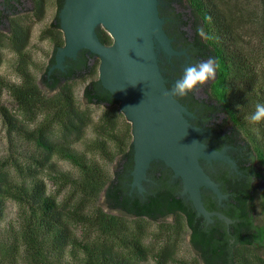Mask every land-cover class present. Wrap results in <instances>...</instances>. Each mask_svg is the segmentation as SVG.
I'll return each instance as SVG.
<instances>
[{
	"label": "trees",
	"instance_id": "1",
	"mask_svg": "<svg viewBox=\"0 0 264 264\" xmlns=\"http://www.w3.org/2000/svg\"><path fill=\"white\" fill-rule=\"evenodd\" d=\"M46 1L32 0L34 18L42 19ZM159 1L162 4L161 16L166 21L164 29L170 36L175 35L177 39L183 41L189 48L188 52L192 54L194 63L214 58L218 64L215 78L208 86L210 92L208 94L211 99L216 100V105L208 106L209 102L202 101V108L207 115L215 113L226 115L221 123H214L211 127L217 136L212 143L218 149L222 144L235 148L233 156L238 160L239 169L244 176L228 177L227 170H221L213 175L220 183L222 192L229 194L228 200L223 202L224 209L218 210L215 201L211 200L207 192H202V199L208 211L221 212L232 220L233 223L229 226L216 217L215 224L209 226H205L201 219L195 221L190 202L176 198L175 187L178 188V184L169 183L168 176L162 171L157 176L156 164L153 169L156 185L150 190V195H145V198H140L137 194L128 195V184L131 181L129 173L133 168L132 145L129 144L125 148L126 141L118 140L120 138L115 134L116 125L112 119L116 114L121 115L119 104L102 88L98 79H91L87 83L83 89V98L87 104L106 108L101 121L104 124L100 129L106 137L109 136L108 139L113 141L116 147L117 158L111 176L103 178L102 183H98L99 176L95 175L90 167L89 169L85 167L82 153H75L67 145L57 149L56 144L46 142V133L53 132L52 129L79 132V123L82 122L84 114L76 104L70 83L73 80L91 77L93 73L95 74L96 68L91 63L93 60L99 63L94 55L82 50L75 60L66 59L64 71L55 69L49 73L50 67L54 64V54L62 45L57 38L60 33L57 14L63 0H55L54 21L50 28L43 32L53 44V54L39 82L47 91L55 94L51 97L44 96L35 79L27 71L31 64L26 51L30 34L25 26L22 27L16 21H11L9 35L0 32V47L6 43L9 50L17 56L18 64L15 70L21 77V83L7 84L0 81V85L10 91L20 108L27 112L42 108L41 110L46 112L40 126L34 128L32 138L41 143L47 155L55 151L79 170L80 177L69 179L68 184L76 189L83 187L82 193L87 196L85 200H92L91 198L103 190L106 206L126 217L144 218L155 222L170 217L177 218L178 229L185 227L192 248L205 264H264L262 258L247 251L259 250L264 244V227L256 222L258 210L264 218V189L259 195L257 191V184H264V121L259 125L241 121L230 107L228 98L229 88L232 87L235 93H238L237 102L240 106L253 111L256 103H264V76L260 77L251 64L247 68L243 53L236 48L233 41L235 34L229 27L230 18L215 7L212 10L214 5L210 7L207 4L209 0ZM172 5L184 6L188 14L176 12ZM183 28H188V31L181 30ZM198 28L202 29V34H197ZM96 31L103 44L112 43L104 30L98 28ZM2 39H5L3 43ZM0 114L14 133L24 129L5 108H0ZM228 121L231 125H228ZM97 143V140L94 141L97 147L99 144L103 145L102 142ZM108 158L110 161L113 159L111 156ZM13 167L16 170L21 168L18 164ZM36 174V171H30L23 177L24 181L15 183L9 181L5 173H0V209L5 200L12 199L26 210L29 218L24 220L25 225L20 229L19 237L34 250L35 264H59L65 254L71 256L77 264H140L141 257L146 253L140 237L131 236L130 241L123 242L125 247L128 246V251L124 254L113 250L109 245L126 232L120 217L104 213L99 208H95L89 215H64L61 213L62 206L56 198L45 194V186ZM62 177L66 180L67 176L62 174ZM63 216H66V219H61ZM73 224L99 230L108 236L110 241L104 243L100 236L88 240L77 239L72 231Z\"/></svg>",
	"mask_w": 264,
	"mask_h": 264
},
{
	"label": "rangeland",
	"instance_id": "2",
	"mask_svg": "<svg viewBox=\"0 0 264 264\" xmlns=\"http://www.w3.org/2000/svg\"><path fill=\"white\" fill-rule=\"evenodd\" d=\"M160 3V2H159ZM207 4L223 12L230 18L229 27L234 31V43L236 48L243 53L247 68L249 64L253 69L264 76V0H209ZM176 12L188 14L187 9L182 6L172 5ZM28 5L25 4L23 11L19 14L16 22L22 27L25 26L29 31V40L26 51L30 56L31 64L27 71L35 79L36 84L44 96L51 97L55 92H49L39 82L45 67L48 64L53 52L51 40L44 35V31L50 28L56 15L55 0L46 1V10L41 20L34 18L28 11ZM186 19V17H184ZM182 30L188 31V28ZM57 35L58 40L64 46L63 33L60 29ZM2 39V43L4 42ZM0 47V81L7 84H20L21 77L17 74L15 68L18 64L17 56L9 50L6 43ZM176 50V49H175ZM92 66H96L95 74L87 78L73 80V95L79 110L84 114L83 120L79 123V132H61L52 129L53 132L46 133V142L56 144L55 148L68 146L77 154H83L85 167L98 175V183H102L103 178H109L112 174L116 162V147L114 142L101 132L103 126L102 115L106 108L87 104L83 98V89L91 79H98L99 63L93 60ZM213 80V79H212ZM209 80L203 86L198 88L197 93L205 98L209 92ZM264 87V85H263ZM238 93H235L232 87L229 88L228 98L230 107L234 109L240 120L249 124L246 117L252 110H245L237 102ZM244 96V95H243ZM5 108L9 114L16 118L24 128L18 133L5 122L0 114V173H5L9 181L19 183L24 181L25 175L30 171H36V177L43 182L45 194L55 197L62 206L61 213L89 215L95 208L101 209L104 213L120 217L126 227L118 240H113L111 245L113 250H118L122 254L128 251V246L123 242L131 240V236H138L145 248V255L141 257L140 264H204L199 260L198 255L192 249L189 243V233L185 227L178 229L177 218H167L163 221H150L147 219H133L126 217L119 211L110 210L105 203L103 190L99 191L92 200H85L86 195L82 193L81 188H74L68 184V180L80 177L79 170L70 162L66 161L57 154L50 152L46 154V149L40 142L32 138L34 128L40 126L46 112L42 108H35L27 112L20 108L10 91L0 85V108ZM113 116V114L111 113ZM226 118L225 114H220L218 119ZM115 127V134L119 141H126L125 148L131 144V125L121 113L116 114L112 119ZM229 122V121H228ZM228 125H231L229 122ZM123 137V138H122ZM104 139V140H103ZM102 142L99 147L94 145V141ZM103 140V141H102ZM97 143V144H98ZM109 156L113 157L112 161ZM116 156V157H115ZM45 157L47 159L45 160ZM20 165V169L13 167ZM30 170V171H29ZM65 174V177H62ZM82 177V176H81ZM82 181V178L80 179ZM85 184V183H84ZM264 189V184H257L258 195ZM63 216L61 219H66ZM28 214L22 205L12 199L4 201L0 209V264H35V258L32 250L26 241L19 237L20 229L25 225L24 220L28 219ZM257 224L264 227V218L259 210L256 215ZM182 223V222H181ZM74 225V224H73ZM74 236L85 240L94 239L100 236L104 243L110 241L109 237L99 230L85 225H74L72 227ZM109 247V248H111ZM249 254L255 253L264 260V244L259 250L249 251ZM66 253V252H65ZM139 256V255H138ZM53 261V260H52ZM52 264V263H51ZM59 264H77L75 260L65 254Z\"/></svg>",
	"mask_w": 264,
	"mask_h": 264
},
{
	"label": "water",
	"instance_id": "3",
	"mask_svg": "<svg viewBox=\"0 0 264 264\" xmlns=\"http://www.w3.org/2000/svg\"><path fill=\"white\" fill-rule=\"evenodd\" d=\"M159 4V0H63L57 18L64 46L56 50L49 73L62 71L65 60H75L82 50L94 55L102 88L118 102L131 125L130 190L141 195L151 163L161 162L180 181L181 196L197 217L206 224L216 217L229 226L232 220L204 207L202 191H209L220 205L228 196L205 167L221 162L237 172L236 163L226 155L227 147L214 152L209 145L203 146L201 138L207 131L189 122L193 115L177 99L165 96L171 88L160 68L161 59L179 57L185 51L172 47ZM98 28L109 35L110 45L99 40Z\"/></svg>",
	"mask_w": 264,
	"mask_h": 264
},
{
	"label": "flooded vegetation",
	"instance_id": "4",
	"mask_svg": "<svg viewBox=\"0 0 264 264\" xmlns=\"http://www.w3.org/2000/svg\"><path fill=\"white\" fill-rule=\"evenodd\" d=\"M25 4L28 5L27 11L34 17V4L32 3V0H19L18 2H15V0H0V32L2 34L9 35L11 21H16L15 19H17V18H15V17H18L19 14L23 11ZM161 6H162V4L160 3L159 6H158V12H159V16L160 17H162L161 16L162 14H161V11H160V7ZM163 6H164V4H163ZM165 22L166 21H164L163 29L165 27ZM164 31L167 34V36L173 40L171 44H172V47L174 49H176L177 51H185V54L181 55L179 57H172L170 59H166V58L165 59H161L160 68H161L164 76L168 80L167 86L169 88H171L172 85L175 83V80L177 78H179L180 75H182L184 66L186 64H189V63H194V61H193L192 54L188 52L189 48L184 45L183 41L181 39H177V36H175V35L170 36L166 29H164ZM64 65H65V62H64ZM64 70H65V68L62 71H64ZM197 91H195L193 93H189L187 96H185L183 98H177V100L183 106H185L187 108V110L193 115V118L189 119V122L192 125H194V126H196L198 128H202L204 131H207L205 133L204 137L201 138V141L203 143L207 142L206 143L207 145H209L213 149H216L212 142L214 141L215 137H217V136L211 130V127L213 126L214 123H221L223 121V119L222 120H221V118L218 119V117L220 116L219 113L207 115L206 113L203 112V108H202L203 103H202V101H204L206 103L209 102L208 106H211V105H216V100L214 98H213L214 100L211 99V97L209 96L210 92H209V94H207L205 96V98H200L201 95L199 93H197ZM223 147H227L228 148L227 151H226V155H228L236 163L237 172L232 171L226 164L221 163V162H213L211 164V166H206L205 167V171L210 176V178L215 183L219 184V189H220L221 192H222L221 185H220L219 182H217L214 179L213 175L218 174L219 171H221V170L222 171L227 170L228 177H232L234 175H237L239 177L244 176L243 172L239 169L238 160L233 156V152H234L235 148H233L230 145H223L222 144L221 147L218 150H220ZM154 164L157 165V168H156L158 170L156 172L157 176L160 175V171H162V173L164 175L168 176L169 183H172L173 185L178 184V188L174 186L177 189L176 198L177 199H181L184 202H189L186 199V197L181 196V184H180V181L178 179H174L172 177V172L168 168H166L161 162H153V163H151V165H150V167H149V169L147 171V182H144V184H143L144 189H145L144 192L140 195L135 190L131 191L130 190L131 181H130L129 184H128V186H129L128 195L131 196L132 194H137V196H140V198H145V195L146 196L150 195V193H151L150 190L153 188L154 185H156L155 181H154V177H153V175L155 174L154 171H153L154 166H155ZM169 171H170V173H169ZM167 173H169V174H167ZM129 176H130V173H129ZM202 192H207L210 195L211 200L215 201L216 207L218 208V210L224 209L225 205L223 204V202L228 200V198H229V194L228 193H223L222 192L223 194H226L228 197H227L226 200L222 201L221 204L219 205L217 203L216 199L213 197V195L209 191H202ZM202 202H203V199H202ZM203 205H204V203H203ZM211 212H215V211H211ZM218 213H221V212H218ZM194 214H195V221H196V219L197 220L201 219V222H203L205 224V226L206 225L209 226V225L215 224L214 217L212 218L213 222L211 224H206L205 221L201 217H197L196 213H194ZM222 215H224V214H222ZM221 222H223V221H221ZM189 243H190V238H189ZM190 246H191V244H190ZM195 253H196V251H195ZM196 254L198 255V253H196ZM198 258H199V256H198Z\"/></svg>",
	"mask_w": 264,
	"mask_h": 264
},
{
	"label": "clouds",
	"instance_id": "5",
	"mask_svg": "<svg viewBox=\"0 0 264 264\" xmlns=\"http://www.w3.org/2000/svg\"><path fill=\"white\" fill-rule=\"evenodd\" d=\"M197 34H202V29L198 28ZM217 69L218 64L214 58L186 64L183 68L182 75L175 80L170 93L167 91L165 92V96L170 94L171 98L175 100L197 91L199 87L215 78ZM246 119L252 125H259L264 121V103H256L254 110L249 113ZM206 143L207 142H201L203 146H206ZM217 150L218 148H216L214 152H217Z\"/></svg>",
	"mask_w": 264,
	"mask_h": 264
}]
</instances>
